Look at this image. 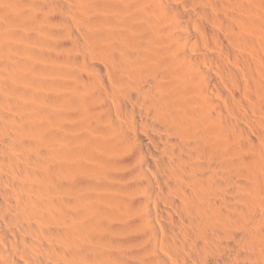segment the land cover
Returning <instances> with one entry per match:
<instances>
[{
    "label": "bare ground",
    "instance_id": "1",
    "mask_svg": "<svg viewBox=\"0 0 264 264\" xmlns=\"http://www.w3.org/2000/svg\"><path fill=\"white\" fill-rule=\"evenodd\" d=\"M255 1L0 0V264H264Z\"/></svg>",
    "mask_w": 264,
    "mask_h": 264
},
{
    "label": "rangeland",
    "instance_id": "2",
    "mask_svg": "<svg viewBox=\"0 0 264 264\" xmlns=\"http://www.w3.org/2000/svg\"><path fill=\"white\" fill-rule=\"evenodd\" d=\"M260 1L262 2V0H257V1H255V3H256V5L259 4V7L261 8L262 5L260 4ZM257 3H258V4H257ZM263 5H264V2H263ZM262 7H263V6H262ZM259 12L261 13V16H263V18H264V7L261 8ZM262 12H263V13H262ZM262 34H263V33H262ZM263 36H264V35H263ZM259 45H260V44H258V45H254L255 48L253 47V49H255L256 51H258L257 49L259 48V51H258V52H260V53H261V52H264V45L262 44L263 47H262V46H259ZM256 48H257V49H256ZM260 50H261V51H260ZM258 52H256L255 54H257ZM255 54H254V55H255ZM262 55L264 56V53H263V54L261 53V55H259V57H257L258 55H257V56L255 55V58H256V57H257V59L260 58V59H259L260 62H261L262 59H263V61H264V57H263ZM261 64H262V66L264 67V62H261ZM29 256H31V258H32V255H29Z\"/></svg>",
    "mask_w": 264,
    "mask_h": 264
}]
</instances>
